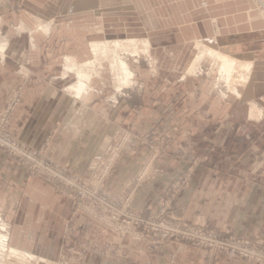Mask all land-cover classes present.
I'll list each match as a JSON object with an SVG mask.
<instances>
[{
	"label": "crops",
	"instance_id": "crops-1",
	"mask_svg": "<svg viewBox=\"0 0 264 264\" xmlns=\"http://www.w3.org/2000/svg\"><path fill=\"white\" fill-rule=\"evenodd\" d=\"M252 7L250 0H0V36L5 41L0 44V113L19 89L22 99L9 132L84 179L115 132L130 130L134 145L104 182L106 193L125 195L143 173L144 181L130 201L134 211L147 214L160 209L173 184L186 180L171 205L172 214L236 238L264 242V126L235 122L233 116L244 113L240 102L256 101V90L264 88V75L258 79L264 72V49L255 45L264 32ZM89 14L101 21L142 19L141 31L134 36L125 21L108 29L110 38L148 43V68L133 61L128 87L108 86L95 55L87 60V52L100 43L87 46L81 38L72 43L67 38L69 19L81 25L79 20ZM98 32L101 36L107 31ZM202 40L215 51L253 64L237 107L185 73L192 49ZM2 209L11 223L9 245L42 259L78 258L74 264H253L229 255L209 259L203 250L170 240L157 246L129 242V237L76 215L72 201L53 184L0 153ZM69 226L78 230L64 241ZM103 242L121 248L123 258H103L100 252L81 249L84 244L101 249Z\"/></svg>",
	"mask_w": 264,
	"mask_h": 264
},
{
	"label": "built area",
	"instance_id": "built-area-1",
	"mask_svg": "<svg viewBox=\"0 0 264 264\" xmlns=\"http://www.w3.org/2000/svg\"><path fill=\"white\" fill-rule=\"evenodd\" d=\"M21 99V91L14 90L6 109L0 114V152L24 166L30 175L40 176L59 192H65L73 200L74 211L80 210L96 222L132 240L143 241L149 237L154 244L165 240L187 243L209 250L212 256L228 254L253 264H264V244L230 237L226 233L212 230L206 224L188 223L172 214L171 205L181 190L180 182L168 190V198L162 200L160 209L147 214L133 211L130 201L134 189L143 180V173L137 176L125 195L117 201L108 200L106 197L109 195L103 190V184L112 175L120 156L134 145L130 130L115 132L102 154L94 158L91 174L85 179L69 174L22 144L8 130L11 116Z\"/></svg>",
	"mask_w": 264,
	"mask_h": 264
},
{
	"label": "rangeland",
	"instance_id": "rangeland-1",
	"mask_svg": "<svg viewBox=\"0 0 264 264\" xmlns=\"http://www.w3.org/2000/svg\"><path fill=\"white\" fill-rule=\"evenodd\" d=\"M250 1H251V5L253 6L252 7L253 10H255V13H257L258 16L260 17L259 20L262 22V25H260V26L263 28V32H264V16H263V14H264V0H250ZM137 5H139V4H137ZM202 5H205V3H203ZM143 8H145V4L143 5ZM138 14H140V13H138ZM79 21L82 23L81 25L77 24V20L75 18H70L68 24L65 23L72 30H71V33L69 34L68 37L65 35H64V37H67V38L70 37L71 43L77 42L78 38H81V39L85 40L87 46L90 43H100L99 45L104 44V43L110 44V43H114V42L126 43V41L128 42V41H131L130 39H133L130 37L119 38V39L110 38L111 34L109 33L108 29H110L111 24L112 25L117 24V27H121L119 25H121L125 21V23H128L127 29L133 30L132 31L133 33L131 34L133 36L138 34L136 32L141 31L138 28L141 27V25H142V19L135 20L134 18H129V20L127 21V20L119 18L117 21L116 17H113L111 21L107 20L106 18H103L102 21H103V24L105 26L103 28V24H101L102 21L100 19H96L93 14H89V16H87L86 19H81ZM101 25H102V27H101ZM135 25H137L136 28H134ZM99 29L100 30H106L107 32L104 34L101 33V36H100L99 32H98ZM134 29H136V31ZM55 36H57L56 39H60L62 37L61 35H55ZM82 36H84V37H82ZM99 36L101 37V39H99L100 38ZM256 40H258V39H256ZM260 40L261 41L259 43L257 42L255 45H259L258 47H263V49H264V33L261 36ZM251 41H253V40L251 39ZM4 43H5V41L3 40L2 36H0V44L2 45ZM207 43L208 42L206 40H202V42L200 44H198V43L195 44V49H192V50H194V52H193L192 56H189L188 60L186 61V65L184 66V69H185L184 71H185V73H186V71H188L189 73H191V76H193L194 78H197V80L199 82L204 83L206 90L212 92V94L214 96H216L217 98H220L221 100H225L231 106L237 107L238 101L241 99V92L244 88H246V86L249 82V79L245 82V80L242 78L244 76V73L239 68V66L237 65V67L235 68V70L232 73V77H230L229 80H226L225 75L223 73H220V70H219L220 62L219 61H217L214 58L207 56V55H203V56L200 55V57L198 58L199 51L202 50L201 48H208V49L211 48L212 50L214 49V48H212L213 46L211 44H209V43L207 44ZM198 46L199 47L201 46V47L199 48ZM137 47H138L137 49L121 48V49H118L116 52H114V54L117 56V58L119 57L118 59H121L122 61H124L127 64V67L129 69V71H131V72H132L131 65L134 64L133 61H135V60L139 61L140 62L139 64L144 65L146 68H148V65L146 63L148 60V57H149V56H147L148 54L145 55L143 53V50L140 49L141 46L139 47V44ZM89 48H91V46H89ZM111 52L108 50L107 51L106 50H104V51L97 50L95 53L93 51H89V52H87V60L88 61L93 60L94 55H95V58H97L96 60L98 61V62H96V64H99V66L101 67L100 69H102V72L104 73V75L108 76V80H109L108 86L113 87V88H114V86H116V87L117 86L128 87L130 85V83H128V82L124 83V79L122 81L119 80V82H118V79L116 78L117 77L116 70H115V72H113L114 69L111 68V58L109 56V54H111ZM111 56H113V54H111ZM197 58L199 60H197ZM261 58L264 59V54ZM235 59L238 62L241 61L237 58H235ZM242 62L243 61H241L239 63H242ZM111 69H112V71H111ZM253 69H254V67L252 68V71H253ZM252 71H251V73H252ZM251 73L249 75V78L251 76ZM258 75H259L258 79H262L264 72H260V73H258ZM131 76H133V75H131ZM232 87H234V88H232ZM255 95L257 98L256 101H246L243 104L240 102V105H238L239 108L240 107H241V109L244 108L245 111L243 114L240 113L239 117H237L236 114L233 115L235 122L256 123V124H261L262 126H264V88L257 89ZM231 119H233V117ZM262 129H263V127H262ZM8 130H9V126H8ZM263 131H264V129H263ZM38 153H40V152H38ZM142 181H144V179ZM180 183H181V188H183L185 183H186V180H181ZM64 194H65V196H67V194L65 192H64ZM106 194L109 195L108 197L112 198V199H110V198L106 197L111 202H113V199L115 201H117L121 197V196H119V197L112 196L108 193H106ZM167 194H169V193H167ZM177 195H176V197H177ZM68 198L72 201V205H74L73 200L70 197H68ZM131 209H132V207H131ZM136 212H138V211H136ZM74 213L76 215L80 214V215H83L84 217H88V218L93 219V217L86 215L85 213L81 212L80 210L74 211ZM6 214L7 213L5 212V209L0 210V219L3 223L6 224L7 234L9 235L10 231H11V223L8 220H6V218H5ZM98 224L101 225L103 228H105L109 231H112L115 234L120 235L119 233L113 231L107 225H105L103 223H98ZM67 230L65 231V234H63L64 241H66V239H68L71 235H75L77 233L78 229L76 227L69 226ZM212 230H215V229H212ZM215 231L222 232L220 230H215ZM222 233L225 234V232H222ZM0 235H1V232H0ZM227 236H230V235L227 234ZM129 239H130V240H128L129 242H134V243L147 242L148 244H151L152 246L159 245V244H154L153 242H151V239L149 237H147V240H143V241H136V240H132L131 238H129ZM242 239H245V238H242ZM257 242L264 244V242L259 241V240H257ZM182 244H186V245L192 246L194 248L205 251L207 253V258H209V259H213L215 257V256L211 255L209 250L199 248L195 245H190L187 243H182ZM81 249H82V251H87V252L88 251L100 252L102 254L103 258L104 257H114V256H117L119 258H123V255H120V254H122V249L121 248L117 249V248L113 247V245H110L107 242L102 243L101 249H99L97 246H94L92 244L91 245L84 244V247L82 246ZM218 255H228V254H218ZM19 258H21V259H19ZM0 259H1L0 264H74L75 262L78 261V258H76V259L56 258L54 260H51V259L48 260V259L44 258L40 261H36V260L27 261V259H25V258L22 259L21 255L18 256L17 258L16 257L9 258L6 256L5 258L1 257ZM250 263H252V262H250Z\"/></svg>",
	"mask_w": 264,
	"mask_h": 264
},
{
	"label": "bare ground",
	"instance_id": "bare-ground-1",
	"mask_svg": "<svg viewBox=\"0 0 264 264\" xmlns=\"http://www.w3.org/2000/svg\"><path fill=\"white\" fill-rule=\"evenodd\" d=\"M264 16V14H263ZM263 18V17H262ZM143 41V40H142ZM138 44H139V47L140 49L143 50V53L146 55L148 54L147 53V49H148V43L147 42H137V41H126V43H121V42H114V43H104V44H101V45H98L97 47H94V49L97 50H100V51H104V50H108V51H112L111 54H113V56H111V54H109L110 58H111V68L114 69L113 72H115L116 70V74H117V79H118V82L119 80L122 81L124 79V83L127 82L130 77H131V72L129 71L128 67H127V64L122 61L121 59H118L117 56L114 54V52H116L118 49H121V48H125V49H137L138 47ZM200 44V43H198ZM199 47V46H198ZM201 47V46H200ZM199 47V48H200ZM212 47V46H211ZM218 47V46H217ZM214 48V47H213ZM92 49V48H91ZM202 50L199 51V56L198 58L200 57V55H207V56H210L212 58H214L215 60L219 61L220 62V65H219V70H220V73H223L225 75V79L226 80H229L230 77H232V73L233 71L235 70V68L237 67V65L239 66V68L243 71L244 73V76L242 77L245 82L249 79V75L252 71V68H253V64L251 62H248V61H243L242 63H239L241 61H237L235 58L233 57H229L228 55H225L219 51H215L214 48L213 50L210 48H201ZM93 50V49H92ZM93 52H95V50H93ZM105 54V53H104ZM98 55V54H97ZM124 55V54H123ZM148 56V55H147ZM106 57V56H105ZM197 58V60H199ZM97 59V58H95ZM103 59V58H102ZM101 59V60H102ZM105 59V58H104ZM103 61V60H102ZM98 62V61H97ZM91 65V64H90ZM102 65V64H101ZM217 65V64H216ZM92 66V65H91ZM192 66V65H191ZM70 67V66H69ZM81 68V67H80ZM73 69V68H72ZM111 69V71H112ZM102 70V69H101ZM71 71V70H70ZM99 71V70H98ZM97 73V72H96ZM99 73V72H98ZM65 74V73H64ZM191 74V73H190ZM79 75V74H77ZM82 75V74H81ZM197 75V74H196ZM80 76V75H79ZM78 76V77H79ZM83 76V75H82ZM84 76H87L84 75ZM91 76V75H89ZM88 77V76H87ZM81 78V77H80ZM86 78V77H85ZM89 80V79H87ZM82 82V81H81ZM78 85V84H77ZM84 84H81V87L80 85H78V88L82 90ZM86 87V85H85ZM234 88V87H232ZM74 91V90H73ZM84 91V90H83ZM81 91V92H83ZM236 94V93H235ZM258 109V108H257ZM255 112V111H254ZM0 232H1V235H0V256L3 258H5L6 256L11 258V257H18V256H22V259L25 258L27 259V261L29 260H36V261H40L42 260V258H38L36 256H34V254H31L29 252H23V251H20V250H17L15 248H12L10 245H9V235L7 234V227H6V224L3 223L0 219ZM20 254V255H19ZM0 257V258H1ZM21 259V258H19ZM1 260V259H0ZM44 262V261H43ZM39 263V262H38Z\"/></svg>",
	"mask_w": 264,
	"mask_h": 264
}]
</instances>
